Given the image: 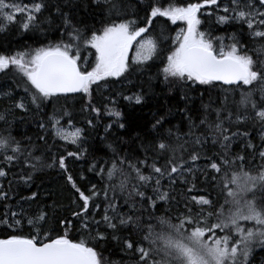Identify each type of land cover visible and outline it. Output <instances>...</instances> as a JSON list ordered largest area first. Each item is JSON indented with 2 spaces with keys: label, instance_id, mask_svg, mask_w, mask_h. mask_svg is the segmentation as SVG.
<instances>
[{
  "label": "trees",
  "instance_id": "16d2710c",
  "mask_svg": "<svg viewBox=\"0 0 264 264\" xmlns=\"http://www.w3.org/2000/svg\"><path fill=\"white\" fill-rule=\"evenodd\" d=\"M14 2L22 7L42 2L44 8L35 14L37 19L28 29L22 27L27 20V12H24L16 15L15 23L8 25L6 31H0V55L11 56L17 52H34L39 48L54 46L61 41L64 34L65 16L72 26L89 35L92 31H101L113 20H136L139 27H149L147 36L156 42V53L144 62L128 60L127 72L121 77H107L99 82V86L93 85L91 96L84 93L61 94L59 98H49L39 107L31 102L30 91L35 90L22 73L15 68L0 72V115L5 117L0 120V136L14 137L24 149L22 154H14L11 151L7 153L17 156L11 163L4 161L3 154H0V168L6 172L5 176L0 177V192L6 193L7 196L0 198V221L7 218L9 224H14L12 213H21V210H24L22 215L16 216V220H21L19 225L10 227L0 223V239L11 235H34L36 229L28 224V218L34 217L40 209H44L48 219L43 223L42 237L49 229L52 238L67 231L69 238L75 241L85 239L89 246H94L107 264H136L139 254L135 248L148 247L143 236L149 222L157 225L156 231L159 232L160 217L170 218L172 223H178L177 217L187 216L189 209L193 216L201 212L202 208L205 214L215 213L223 203L224 196L213 181V176L217 174L209 165L213 160L219 162L218 154L222 155L224 149L220 143H213V134L209 131L208 124H201V120L205 118L211 124L218 122L217 111H220L219 121L223 122L225 128L230 129L227 135L247 133L246 136L232 137L228 142L229 159L243 156L245 168L253 174L264 167V160L259 155L264 151V124L255 117L250 105L247 111L244 108L239 109L242 119L236 122L241 92L251 91L253 99L261 104L260 89L264 85L256 82L252 85L241 84L240 87L217 82H213V85H199L184 83L172 77L166 78L163 72L167 57L174 49V38L181 23L173 24L167 17H155L149 26L147 17L152 7L163 9L169 6H186L188 3H202L203 0H118L121 5L119 17L115 13L109 16L105 6L95 3L94 0ZM253 2L256 3L258 11H264V8L258 5V0ZM226 6L231 8L232 0H218V7L206 5L198 13L201 20L198 30L213 38L217 52L221 42L216 38H223L225 51L231 44L238 42L254 60H264V54L258 56L254 50L259 43L264 42L253 40L246 22L235 19H230L227 23L218 22L217 18L225 15L223 9ZM63 38L67 40V35L64 34ZM81 57L80 64L84 61L83 58H87V67L91 69L95 63V50L82 47ZM25 87L30 91H25ZM136 96L142 97L140 103H136ZM126 97L132 99H125ZM19 102L24 103V109L15 107ZM92 108L98 111L94 112ZM66 112L70 115H65ZM117 112L119 116L113 114ZM229 113L232 114L231 122L228 120ZM161 117L162 126L158 125L154 129L153 125ZM50 118L59 120L61 128L69 125L80 129L79 143L73 144L56 136ZM121 124L124 125L123 128L120 127ZM169 130L171 136L168 135ZM178 136L180 140H177ZM197 136L204 141L200 145L194 143ZM161 139L173 146L185 144L187 141V151L177 152L176 155L178 158L182 156L193 172H185L183 176L174 174V183L170 182L167 176L161 178L160 191L169 193L167 201L156 198L153 192L155 179L146 185L141 182L139 190L145 193L144 199L135 195L129 199L127 191L121 193L117 189L116 198L112 200L117 209L115 212L111 209L108 212V215L116 217L113 220L116 228H109L103 217L113 192L108 191L109 200H106L103 190L110 182L107 179V169L103 178L97 174L101 170L100 166L107 162V166L111 167L114 159L127 156L132 162L146 159L149 166L155 161L157 167H164L170 153L157 152L155 145ZM249 144L253 147H249ZM29 151L32 156H29ZM69 152L77 153L79 158L68 156ZM193 152L200 153V158L194 162L190 160ZM61 156L66 158V171L59 167ZM33 157H41L45 165L53 166L41 167L37 164V169L34 170L26 164V160L37 163ZM236 163L239 165L240 162ZM94 164L97 167L90 171ZM141 171L146 176L152 174L150 167L141 166ZM69 175L85 194H90L88 190L92 185H96L99 192L88 211L89 229H83L80 219L73 216L74 212L80 211L83 202L69 183ZM185 180L188 182L185 183ZM118 182L117 180L111 183ZM134 183L137 181L133 174L129 190ZM32 193H37L36 198L26 199L31 197ZM200 196L211 200L214 206H201L192 199ZM147 197H152L155 204H151ZM256 197L259 199V191L256 192ZM248 199H252V196L249 195ZM227 211L228 209H225L226 214ZM129 216L133 222L120 223V217L127 219ZM217 219L213 215L210 223L217 222ZM65 220L70 222V226L66 227L61 223ZM241 225L253 227L254 222L243 221ZM97 233L103 234L105 239L93 240L92 237ZM225 234L226 232L217 230V235ZM114 236L118 239H113ZM126 240L133 243V249L125 247ZM249 259L251 264H264V247L258 242L253 245Z\"/></svg>",
  "mask_w": 264,
  "mask_h": 264
},
{
  "label": "snow or ice",
  "instance_id": "6c2138e0",
  "mask_svg": "<svg viewBox=\"0 0 264 264\" xmlns=\"http://www.w3.org/2000/svg\"><path fill=\"white\" fill-rule=\"evenodd\" d=\"M94 2L102 3L109 16L113 13L117 17L121 15V5L118 0H94ZM206 5L218 7V0H203L202 3H188L186 6H169L163 9L152 7L147 17L149 26L155 17H167L173 24L183 21L187 25V28L180 29L174 38V44L177 46L167 57V63L163 68L165 77L199 85H213V82L217 81L237 87H240L241 84L252 85L254 82L264 85V60H254L252 56L246 54V48L238 42L231 44L225 51L223 38H216L221 42L220 50L217 52L213 38L198 30V26L201 24L198 13ZM258 5L264 8V0H258ZM43 8L42 2L21 7L14 0H0V31H6L8 25L15 23L16 15L24 12H27V20L22 24V27L28 29L37 19L35 14L40 13ZM223 11L225 15L219 16L218 22L227 23L230 19L246 22L253 40L264 42V11H257L256 3L253 0H245V2L232 0L231 8L226 6ZM64 23V34L67 35V40H64V34H62L61 41L54 46L39 48L34 52H17L11 56L0 55V72L15 68L22 73L31 88L35 90L31 92L25 87V91H30L31 102L37 107L49 98H59L61 94L84 93L91 96L90 90L93 85L99 86V82L106 80L107 77H121L128 71L129 49L138 38L140 40L136 55L133 57L135 61H147L156 53V42L151 37L145 38L149 27H139L136 20L121 19L119 22L113 20L101 31H92L90 35L72 26L67 16L64 18ZM82 47L95 50V63L91 70L87 67V58H83L85 66L81 67ZM254 50L258 56L264 54V43H259ZM260 91L261 104L253 99L251 91L241 92L236 115L237 123L242 119L239 109L244 108L247 111L250 105L255 117L261 124H264V106H261L264 105V87ZM125 99L132 98L126 97ZM141 99L142 97L136 96V103H140ZM15 107L24 109L25 105L23 102H19ZM91 110L98 111L95 108ZM113 114L119 116L118 112ZM65 115L70 114L66 112ZM219 117L220 111H217L218 122L211 124L205 118L201 120V124H208V129L213 134V143H220L224 149L222 155L218 154L220 155L219 162L213 160L209 165L210 169L217 174L213 176V181L219 187L220 194L224 196L223 203L215 213L205 214L202 208L201 212L193 216L189 209L187 216L177 217L178 223H172L170 218L160 217L158 218L159 232L156 231L157 225L149 222L143 236L148 247L135 248L136 253L139 254L136 264H251L249 257L253 245L258 242L261 247H264V167L253 174L245 168L243 156L229 159L228 142L232 137L246 136L247 133L227 135L230 129L223 126ZM231 117L232 114L229 113L228 120L230 122ZM4 119L5 117L0 115V120ZM50 119L56 136L69 140L70 143H77L80 129L69 134L59 127V120ZM162 123L163 117L156 121L153 128L155 129L158 125L162 126ZM43 126L42 124L41 127ZM120 127L123 128L124 125L121 124ZM191 134L190 129L189 135ZM168 135H172L170 130ZM41 139L44 138L41 137ZM180 139L178 136L177 140ZM203 142L199 136L194 140L197 145ZM186 143L187 141H185ZM185 144L173 146L161 139L155 145L158 153H170L164 167H157L155 161L149 166L146 159L132 162L127 156L118 160L114 159L111 167L107 166V162L100 166L101 170L97 174L103 178L104 171L107 169V179L110 182L103 190L105 199L109 200V190L113 192V197L109 200L103 217V221L109 228H116V224L113 223L116 217L108 215V212L110 209L113 212L117 209V206L112 203V200L116 198L117 189L121 193L127 191L129 199L134 195L144 199L145 193L139 190V187L142 186L141 182L146 185L155 179L156 186L153 192L156 198L165 201L169 199L168 192L160 191L161 178L167 176L169 181L174 183V174L183 176L185 172L188 174L193 172V169L187 166L188 162L184 161L182 156L178 158L176 155L177 152L187 151ZM248 146L253 147L251 144ZM9 151L14 154H22L24 149L14 137L0 136V154H3L4 161L11 163L17 159V156L8 155ZM259 155L264 160V151H261ZM29 156H32L31 151H29ZM68 156H77V153L69 152ZM77 158L79 157L77 156ZM199 158L200 153L193 152L190 160L194 162ZM33 159L37 163H30L26 160V164L34 170L37 169V164L41 167L53 166V164L45 165L41 157H33ZM65 160L66 158L61 156L58 163L60 169L66 171ZM237 161L240 162L239 165H237ZM141 166L150 167L152 174L144 175ZM96 167L97 165L94 164L89 170L94 171ZM229 169L231 171H228ZM133 174L137 183L132 184L129 190L128 186L133 179ZM5 175L6 172L0 168V177ZM28 179H31V175ZM117 180L118 183H111ZM68 181L78 194L79 200L83 202L80 211L74 212L73 216L80 219L83 229H89L90 222L87 215L90 204L99 195L96 185H92L88 190L90 194H85L73 181L71 175L68 176ZM187 182L185 180V183ZM257 191L260 193L259 199L256 197ZM249 195L252 196V199H248ZM36 196L37 193H32V196L26 199L31 200ZM0 198H7L6 193L0 192ZM147 199L151 204H155L152 197H147ZM192 199L201 206H214L211 200L203 196ZM225 209H228L227 214ZM23 211L22 209L21 213H12L14 224H9L7 218L0 223L8 224L10 227L19 225L21 220H16V216L22 215ZM213 215L218 218L217 222L210 223ZM5 216L7 217V213ZM47 219L46 211L40 209L37 215L28 218V224L36 229L34 235H11L8 238L0 239V264H107L105 258L97 252L94 246H89L85 239L75 241L69 238L67 231L63 235L52 238L51 229H49L48 232H44L42 237L43 223ZM243 221L254 222V226L243 227L241 225ZM131 222H133L131 216L127 219L120 217L121 224ZM61 223L66 227L70 226V222L67 220L61 221ZM217 230L226 232V234L219 236ZM92 239L104 240L105 236L97 233ZM113 239H118V237L114 236ZM125 247L131 250L134 245L126 240Z\"/></svg>",
  "mask_w": 264,
  "mask_h": 264
},
{
  "label": "rangeland",
  "instance_id": "374dc122",
  "mask_svg": "<svg viewBox=\"0 0 264 264\" xmlns=\"http://www.w3.org/2000/svg\"><path fill=\"white\" fill-rule=\"evenodd\" d=\"M21 6V5H20ZM22 7V6H21ZM256 10L258 11V8H256ZM230 15H231V13H230ZM177 22H180L181 23V26H180V29H186L187 28V25H186V23L185 22H183V21H177ZM180 29H179V31H180ZM178 31V32H179ZM177 32V33H178ZM177 33H176V35H177ZM175 35V36H176ZM145 38H148V36L146 35V37ZM140 40V38H138V40L137 41H134L133 42V46L129 49V59L128 60H131V61H133V62H138V61H135L134 59H133V57L136 55V49H137V45H138V41ZM177 45H175L174 44V49H173V51L175 50V47H176ZM172 51V52H173ZM171 52V53H172ZM144 62V61H143ZM81 66L82 67H84L85 66V61H83L82 62V64H81ZM89 70H91V69H89ZM62 129L65 131V132H67V133H72V132H74L75 130H76V128H74V127H70L69 125H67V126H65V127H62ZM59 137V136H58ZM80 137H81V135L79 136V138H78V140H77V143H79V140H80ZM67 141H69V140H67Z\"/></svg>",
  "mask_w": 264,
  "mask_h": 264
},
{
  "label": "water",
  "instance_id": "95a60500",
  "mask_svg": "<svg viewBox=\"0 0 264 264\" xmlns=\"http://www.w3.org/2000/svg\"><path fill=\"white\" fill-rule=\"evenodd\" d=\"M217 83H222L223 84V82H218V81H217ZM224 85L231 86V85H227V84H224ZM68 94H77V93H68Z\"/></svg>",
  "mask_w": 264,
  "mask_h": 264
}]
</instances>
